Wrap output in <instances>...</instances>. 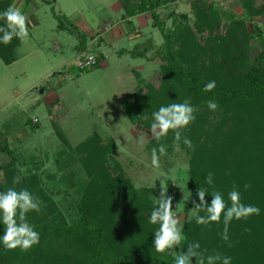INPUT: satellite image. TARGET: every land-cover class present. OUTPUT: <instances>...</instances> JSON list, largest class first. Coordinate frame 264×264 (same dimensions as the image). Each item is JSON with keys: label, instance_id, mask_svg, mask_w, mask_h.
Returning <instances> with one entry per match:
<instances>
[{"label": "rangeland", "instance_id": "obj_1", "mask_svg": "<svg viewBox=\"0 0 264 264\" xmlns=\"http://www.w3.org/2000/svg\"><path fill=\"white\" fill-rule=\"evenodd\" d=\"M45 1L34 0L27 5L24 0H15L12 5L21 7L28 13L32 41L28 45L20 44L15 47L12 58L19 59L17 62L7 66L0 60V149L8 147L18 159L16 164L22 175L38 173L41 188L53 198L64 221L69 222L75 219L74 203L80 197L76 192L83 190L86 178L76 164H70L72 168L64 170L69 182L62 179L63 175L56 167L54 157L66 147L62 145L58 133L74 148L92 135H99L103 145L110 143L113 146L111 160L107 162L113 177L122 174L131 184L136 197L147 198L151 203L150 206L144 205L143 199L133 205L121 203L119 210L122 215L126 212L124 216L127 220L124 228L119 223L115 233L123 231L128 241H135L137 248L152 246L153 232L158 225H151L148 217L154 206L152 196L158 199L161 191L160 181L154 180L163 171L169 173L170 181L176 182L168 183L167 194L172 197L174 214L184 224L185 239L181 248L196 238L195 241L201 244L206 255L219 253L229 256L230 252L244 253L240 248L242 241L239 230L232 225H227L228 241L221 237L226 226L218 228L221 237L219 246L218 241L213 238V241H208L209 238L200 240L198 236L201 234L191 229L195 222L193 201L197 202V197L194 190L189 188V169L186 170L183 165L187 163L191 166L198 147L204 145V139L213 138V131L218 129L219 115L216 113L209 116L210 132H203L202 138L198 134H186L193 143L192 149L184 148L182 152L176 153L172 142L168 155L161 157V170L158 171L151 166L152 141L155 139L150 130L153 122L151 107L147 109L146 121L142 124H132L122 108V102L138 92L145 94L149 86L159 87L163 78L162 72L169 67L165 61L167 51L164 39L159 30L152 26L154 21L150 15L147 13L135 20L137 23L134 22L130 33L126 27L128 35L115 42L113 34L117 30L120 32V27L125 25L122 20L126 19V10L134 8L138 0ZM243 1L168 0V4L156 12L166 33H172L177 25L192 26L196 15H202L201 12L214 17L215 14L219 15L223 24L240 22L250 35L248 53L253 61L263 50L264 0H250L251 8ZM93 15L95 20L92 19ZM57 17L64 27L63 30L58 27ZM108 20L111 31L103 40L109 46L103 45L104 49L99 53L108 52V66L104 67L100 61L90 70L76 69L71 74L62 72V66L77 59L74 57L78 56L75 55V49L80 43L79 38L84 36L82 42H90L92 37H89V29L100 26L93 32L98 35L104 27L103 23ZM101 33H106L105 29ZM196 36L199 43L203 44L204 36ZM117 46L129 53L122 57L109 55L112 48ZM173 46L178 44L173 41ZM87 49L89 53H94L95 49H89V46ZM262 68L264 69V64ZM132 70L139 71L136 72L137 78L131 75ZM171 70L174 69L169 68L168 72ZM41 89L44 90V95L47 92L58 95L45 102L41 98ZM45 104L52 106L51 116V107ZM145 114L141 112L138 115L139 120L144 119L141 115L145 117ZM34 119L38 124L32 123ZM170 136L173 138L172 132ZM199 152L204 153L203 150ZM9 161L0 150V182L3 181L2 168ZM115 163L119 169L115 167ZM137 183H142L144 187L137 189ZM70 185L71 188L68 187ZM189 192L192 195L185 201ZM125 248L128 250L131 247ZM181 248L176 249V255L180 254ZM167 255L174 259L173 255ZM258 262L263 264L260 257Z\"/></svg>", "mask_w": 264, "mask_h": 264}, {"label": "trees", "instance_id": "obj_2", "mask_svg": "<svg viewBox=\"0 0 264 264\" xmlns=\"http://www.w3.org/2000/svg\"><path fill=\"white\" fill-rule=\"evenodd\" d=\"M14 1L0 0V11L12 6ZM24 1L28 5L34 0ZM243 2L251 8L250 0ZM167 4L168 0H138L134 8L126 10L129 17L144 13L150 15L154 21L152 26L164 39L165 61L169 67L162 72L159 87L149 86L145 94L138 92L123 101L122 108L132 124H142L146 121L145 113L149 107L152 115L161 106L190 100L197 109L196 119L184 135L198 134V137L203 132H210L209 116L219 115L217 132L213 131L212 139H204V145L198 147L197 155L192 159L189 188L194 190L195 196L199 188H206L209 195L220 191L229 207L231 201L227 194L236 188L241 193L242 203L260 208V215L233 220L229 224L238 228L242 241L240 248L244 252H230L229 256L232 264H259V257L264 264V42L262 52L252 61L248 53L250 35L243 24L238 21L223 24L219 15L214 17L204 12L196 15L192 26L177 25L172 33H166L156 11ZM57 20L59 29L63 30L58 17ZM256 33L260 35L259 31ZM196 35L204 36L203 44L199 43ZM83 39L84 36L80 37L79 48L85 45ZM173 41L178 46H173ZM19 44L18 40H13L9 45H0V60L5 65L13 61V50ZM169 68L174 70L168 72ZM210 81L216 82V88L210 92L203 91ZM210 100L218 104L216 111L207 108ZM141 112L145 117L141 115L144 119L139 120ZM170 133L160 141L154 139L152 148L165 144L169 151L173 142ZM58 135L66 147L54 157L62 179L69 182L64 170L72 168L70 164H76L86 178L83 190L76 192L80 197L74 203L75 219L64 221L53 198L41 188L38 173L22 175L16 164L18 159L5 146L0 150L10 161L2 168L0 191L10 187L18 191L27 188L42 202L39 213L28 214L29 222L40 233L41 239L37 246L26 252L19 248L6 250L0 247V264H174L173 258L166 253H157L153 246L137 248L135 241H128L123 231L115 233L119 223L124 228L127 220L126 212L122 215L119 205L123 202L127 205L140 203L143 198L136 197L122 174L113 177L107 163L111 160L113 146L110 143L103 145L99 135H92L74 148L61 133ZM115 167L119 169L117 163ZM208 173L214 174L213 185L205 181ZM16 176H21L22 181L13 185ZM245 185L250 187L245 189ZM211 199V196L205 197L208 203ZM143 200L144 205L150 203L147 198ZM199 215L206 213L200 211ZM193 224L191 229L201 234L198 236L200 240L214 239L220 245L218 228L225 225L223 215L219 223L198 225L195 221ZM195 240L193 238L190 242ZM125 247L131 248L128 251Z\"/></svg>", "mask_w": 264, "mask_h": 264}, {"label": "clouds", "instance_id": "obj_3", "mask_svg": "<svg viewBox=\"0 0 264 264\" xmlns=\"http://www.w3.org/2000/svg\"><path fill=\"white\" fill-rule=\"evenodd\" d=\"M92 19L96 17L93 15ZM0 45H9L13 40H18L21 45H28L32 41L29 28V15L21 7L9 6L0 11ZM98 22V21H97ZM19 51V49H18ZM216 88V82L210 81L205 84L203 91L210 92ZM207 108L210 111H216L218 104L215 101H208ZM197 109L190 100H184L181 103H170L159 107L152 112V123L150 130L157 141L166 137L169 132L173 133V150L180 153L184 148L192 149L191 139L184 135L185 130L195 121ZM168 155L167 146L160 144L158 148L151 150L152 168L161 170V157ZM184 168L190 169V165L185 163ZM159 180L161 191L159 198L153 199V208L149 214L148 222L151 225H158L153 232L152 246L157 253H167L174 256V264H232V257L214 253L206 255L201 249V244L194 241L186 247L181 248L185 239L184 224L180 222L177 215L172 210V197L167 194L168 183H176L169 180V173L160 171V175L154 181ZM22 181L21 176L14 177L13 185H18ZM154 181L152 187H155ZM208 185L214 184V174L208 173L205 178ZM137 189L144 187L142 183L136 184ZM250 185H245V189ZM189 192L185 201L191 197ZM198 203L193 201L195 210V221L198 225H208L212 222L219 223L223 215L225 230L221 234L223 240L228 241L227 225L233 220L247 219L253 215H260V208L241 202V193L233 188L227 198L231 201L229 207L224 194L220 191H214L208 194L206 188H199L196 192ZM206 196H211V202L205 200ZM42 202L33 195L27 188L17 190L10 187L6 191H0V247L6 250L19 248L21 251H28L40 243V233L35 226L28 220L30 212L41 211ZM204 211L206 215H199ZM181 248L180 254L176 255V249ZM186 249V251H184Z\"/></svg>", "mask_w": 264, "mask_h": 264}, {"label": "crops", "instance_id": "obj_4", "mask_svg": "<svg viewBox=\"0 0 264 264\" xmlns=\"http://www.w3.org/2000/svg\"><path fill=\"white\" fill-rule=\"evenodd\" d=\"M142 15H147V13H144V14H140V15H135V16H133V17H129V16H126V19H124V20H122V21H124L125 22V25L124 26H121L120 28H121V30H120V32H118V30L117 31H115L114 32V34H113V36H114V38H113V40H115V42H118V40H120L122 37L123 38H125L124 36H127L128 34H127V32L125 31L126 29V27H127V31H128V33H130V31L133 29L132 27L134 26V22H135V20H137V19H140V17L142 16ZM109 19V18H108ZM107 22H109V20L108 21H106L105 23H103V25H104V27H103V31H104V29H105V32L106 33H101L102 32V30H101V32H99L100 34H98V35H96V34H94L93 32L95 31V29H97V28H99L98 26H96V28H94L93 30L90 28L89 29V31H88V33H89V37H92L91 39H90V42H88V41H86L85 42V45H83V47L85 46V48L83 49V47H78L79 46V44H78V46L76 47V49H75V55H78L77 57L75 56L74 58H77L78 59V57L82 54V53H84V52H87V53H89V50L87 49V46H89V49H90V47L91 48H93V50H94V53H91V54H93V55H95L96 57H97V65H98V63L101 61V63H103V65H104V67L105 66H108L107 65V63H106V60H108L109 59V57H108V52H105L104 54H100L99 55V53L101 52V51H103V45H108V44H106V43H104V40H103V38L109 33V31H111L110 30V22L109 23H107ZM135 23H137V22H135ZM123 24V23H122ZM107 25V26H106ZM124 30V31H123ZM124 34V35H123ZM122 35V36H121ZM80 39V38H79ZM112 43V42H111ZM110 43V44H111ZM114 44H117V43H114ZM20 45V44H19ZM18 45V46H19ZM17 46V47H18ZM55 46H57L58 47V44L57 43H55ZM109 46V45H108ZM16 47V48H17ZM15 48V49H16ZM14 49V50H15ZM14 50H13V52H14ZM56 50H59L58 48H56ZM125 53H129L128 51H126V50H124L123 48H121V47H119V46H117L116 48H112V50L110 51V53H109V55H111V56H113V55H116V56H119V57H122V55L123 54H125ZM76 59V60H77ZM19 59H13V61L9 64V65H11V64H13V63H15V62H17ZM76 60L74 61V62H72V63H66L64 66H62V65H60V66H62L61 68V70H62V72H69V74H71V73H73V70H76V67H75V62H76ZM102 60L104 61V62H102ZM9 65H7V66H9ZM57 69H60V68H57ZM141 69V68H140ZM52 72H54V73H56V72H59V71H52ZM71 72V73H70ZM136 72H139V71H137V70H135V71H131V75H135L136 76V78H137V73ZM52 75H53V73H52ZM56 75V74H55ZM46 78V77H45ZM37 88V87H36ZM38 89V88H37ZM40 94H41V98L45 101V102H47L48 100H51V99H53V97L54 98H56V96L58 95H56V94H54V93H52V92H47V94L46 95H44V90L43 89H41V92H40ZM60 97H61V95H59V99H60ZM46 106H50L49 104H45ZM51 107V109H50V116H51V110L53 109L52 108V106H50ZM53 111V110H52ZM32 123L35 125V124H38V122H37V120L36 119H34L33 121H32Z\"/></svg>", "mask_w": 264, "mask_h": 264}, {"label": "built area", "instance_id": "obj_5", "mask_svg": "<svg viewBox=\"0 0 264 264\" xmlns=\"http://www.w3.org/2000/svg\"><path fill=\"white\" fill-rule=\"evenodd\" d=\"M97 65V57L91 53H82L75 62L76 69L80 71L90 70Z\"/></svg>", "mask_w": 264, "mask_h": 264}]
</instances>
